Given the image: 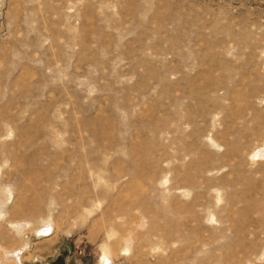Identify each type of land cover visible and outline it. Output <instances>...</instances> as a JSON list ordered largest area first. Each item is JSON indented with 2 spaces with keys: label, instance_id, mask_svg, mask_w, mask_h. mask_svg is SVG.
I'll use <instances>...</instances> for the list:
<instances>
[{
  "label": "rangeland",
  "instance_id": "374dc122",
  "mask_svg": "<svg viewBox=\"0 0 264 264\" xmlns=\"http://www.w3.org/2000/svg\"><path fill=\"white\" fill-rule=\"evenodd\" d=\"M51 262L264 264V0H0V264Z\"/></svg>",
  "mask_w": 264,
  "mask_h": 264
},
{
  "label": "flooded vegetation",
  "instance_id": "af4514ba",
  "mask_svg": "<svg viewBox=\"0 0 264 264\" xmlns=\"http://www.w3.org/2000/svg\"><path fill=\"white\" fill-rule=\"evenodd\" d=\"M49 264H55V262H51V263H49Z\"/></svg>",
  "mask_w": 264,
  "mask_h": 264
},
{
  "label": "bare ground",
  "instance_id": "6f19581e",
  "mask_svg": "<svg viewBox=\"0 0 264 264\" xmlns=\"http://www.w3.org/2000/svg\"><path fill=\"white\" fill-rule=\"evenodd\" d=\"M108 258V257H107ZM107 258H105V259H107Z\"/></svg>",
  "mask_w": 264,
  "mask_h": 264
}]
</instances>
